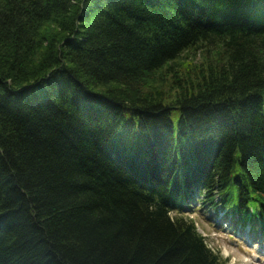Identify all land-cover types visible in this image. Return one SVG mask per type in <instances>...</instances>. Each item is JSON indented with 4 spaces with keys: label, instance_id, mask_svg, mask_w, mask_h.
<instances>
[{
    "label": "trees",
    "instance_id": "1",
    "mask_svg": "<svg viewBox=\"0 0 264 264\" xmlns=\"http://www.w3.org/2000/svg\"><path fill=\"white\" fill-rule=\"evenodd\" d=\"M262 51L264 0H0V264H224L206 208L264 235Z\"/></svg>",
    "mask_w": 264,
    "mask_h": 264
},
{
    "label": "rangeland",
    "instance_id": "2",
    "mask_svg": "<svg viewBox=\"0 0 264 264\" xmlns=\"http://www.w3.org/2000/svg\"><path fill=\"white\" fill-rule=\"evenodd\" d=\"M264 56V51H262ZM264 58V57H263ZM221 48L201 46L186 52L177 61L164 66L148 80L149 85L142 92L164 93L172 98L175 86L185 79L195 78L205 65L216 68L223 63ZM177 125L178 114L172 116ZM209 208L188 216L195 222L197 231L205 238L207 246L218 255L224 264H264V236L240 228L222 218L223 213H215ZM222 218V219H221Z\"/></svg>",
    "mask_w": 264,
    "mask_h": 264
}]
</instances>
